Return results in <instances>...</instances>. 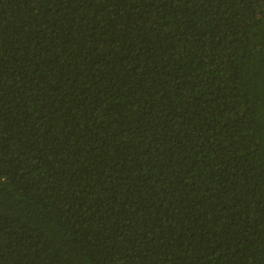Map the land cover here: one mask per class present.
<instances>
[{
    "label": "trees",
    "instance_id": "1",
    "mask_svg": "<svg viewBox=\"0 0 264 264\" xmlns=\"http://www.w3.org/2000/svg\"><path fill=\"white\" fill-rule=\"evenodd\" d=\"M0 264H264V0H0Z\"/></svg>",
    "mask_w": 264,
    "mask_h": 264
}]
</instances>
